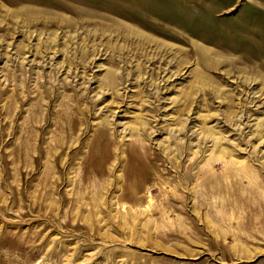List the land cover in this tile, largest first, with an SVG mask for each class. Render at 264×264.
<instances>
[{
    "label": "rangeland",
    "instance_id": "obj_1",
    "mask_svg": "<svg viewBox=\"0 0 264 264\" xmlns=\"http://www.w3.org/2000/svg\"><path fill=\"white\" fill-rule=\"evenodd\" d=\"M0 264H264V0H0Z\"/></svg>",
    "mask_w": 264,
    "mask_h": 264
}]
</instances>
